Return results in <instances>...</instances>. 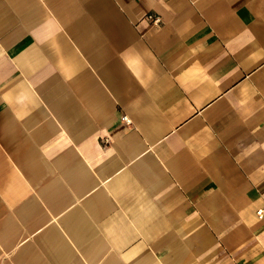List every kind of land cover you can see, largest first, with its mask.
I'll list each match as a JSON object with an SVG mask.
<instances>
[{
  "label": "crops",
  "instance_id": "crops-1",
  "mask_svg": "<svg viewBox=\"0 0 264 264\" xmlns=\"http://www.w3.org/2000/svg\"><path fill=\"white\" fill-rule=\"evenodd\" d=\"M0 264H264V0H0Z\"/></svg>",
  "mask_w": 264,
  "mask_h": 264
},
{
  "label": "built area",
  "instance_id": "built-area-1",
  "mask_svg": "<svg viewBox=\"0 0 264 264\" xmlns=\"http://www.w3.org/2000/svg\"><path fill=\"white\" fill-rule=\"evenodd\" d=\"M147 19H149V20L151 21V23H153V24H155V25L159 23V19L156 18V17L148 16ZM122 120H123V122L126 123V124H129V123H130L129 120H128L126 117H123ZM260 213H261V212L259 211V212H258V215H260Z\"/></svg>",
  "mask_w": 264,
  "mask_h": 264
}]
</instances>
